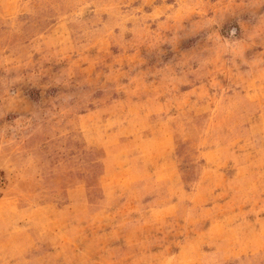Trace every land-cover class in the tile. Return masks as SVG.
<instances>
[{
	"label": "rangeland",
	"instance_id": "rangeland-1",
	"mask_svg": "<svg viewBox=\"0 0 264 264\" xmlns=\"http://www.w3.org/2000/svg\"><path fill=\"white\" fill-rule=\"evenodd\" d=\"M0 264H264V0H0Z\"/></svg>",
	"mask_w": 264,
	"mask_h": 264
}]
</instances>
